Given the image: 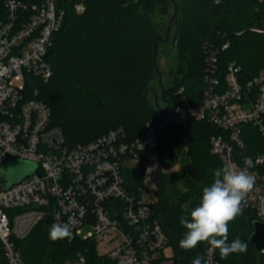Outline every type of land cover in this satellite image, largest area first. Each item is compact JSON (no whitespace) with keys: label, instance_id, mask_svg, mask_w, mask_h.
<instances>
[{"label":"built area","instance_id":"1","mask_svg":"<svg viewBox=\"0 0 264 264\" xmlns=\"http://www.w3.org/2000/svg\"><path fill=\"white\" fill-rule=\"evenodd\" d=\"M57 3L29 6L8 0L7 18L0 21V167L12 159L37 165L34 174L8 190H2L5 180L0 179V249L7 264H28L18 242L44 219L54 224L71 218L72 237L67 239L92 240L100 255L117 264H176L174 248L172 255L167 253L172 245L163 224L153 217L155 202L144 195L162 166L159 144L165 123L151 121L133 140L120 127L70 146L53 125L39 90L27 87L28 76L45 81L53 76L47 56L65 15ZM76 10L82 13L85 6L78 4ZM229 47L228 41L205 44L207 87L198 103L185 98L176 103L173 117L213 125L218 132L211 136L212 153L224 166L240 170L251 158L248 171L255 184L242 206L264 223V69L245 80L232 62L223 74L220 55ZM138 168L142 182L132 190L124 172ZM202 258L219 264L209 244ZM65 264H86V259L81 255Z\"/></svg>","mask_w":264,"mask_h":264},{"label":"trees","instance_id":"2","mask_svg":"<svg viewBox=\"0 0 264 264\" xmlns=\"http://www.w3.org/2000/svg\"><path fill=\"white\" fill-rule=\"evenodd\" d=\"M0 0V21L7 18L6 3ZM29 6H41L45 0H16ZM178 15L171 28L169 42L180 56L170 84H164L166 96L178 103L183 98L198 103L207 87L205 82V44L219 46L230 42L220 55L224 72L234 62L241 67L242 77L250 80L264 69V0H175ZM83 4L85 10L77 12ZM64 11V22L54 36L48 53L53 76L48 80L28 76L30 92L39 90L53 114V125L60 128L70 146L88 143L109 131L124 128L129 140L143 135L148 121L157 119L152 101L145 99L155 72V42L168 25L174 9L171 0H58ZM168 17V19H166ZM165 39V38H164ZM167 42V43H169ZM161 43H165L160 41ZM160 65V63H159ZM29 92V93H30ZM218 130L206 122L184 121L172 117L166 135L159 144L162 166L173 168L183 156L187 175L181 186L171 176L163 175V189L153 205V217L164 211L163 228L175 250L176 264H192L202 257L207 242L185 251L178 242L186 229L181 217L190 219L198 206L203 188L214 181V172L224 165L212 153L211 136ZM130 189L142 182V169L125 171ZM253 211L229 223V242L240 238L247 251L221 259L219 264H264V254L251 244ZM52 224L44 219L31 234L18 242L28 264H65L84 256L86 264H117L100 255L92 240L67 238L53 242L49 238ZM0 264H7L0 249Z\"/></svg>","mask_w":264,"mask_h":264},{"label":"clouds","instance_id":"3","mask_svg":"<svg viewBox=\"0 0 264 264\" xmlns=\"http://www.w3.org/2000/svg\"><path fill=\"white\" fill-rule=\"evenodd\" d=\"M245 167L235 170L224 166L214 172V181L203 188L198 206L190 212V219L181 217L180 223L186 229L179 240L180 249L190 251L199 243L207 242L211 249L218 250L221 259L232 254L245 253L247 244L240 238L229 242V223L243 212V202L255 184V177L248 171L251 158L244 161ZM73 221L54 223L49 230V238L53 242L72 237ZM192 264H207L200 256L193 259Z\"/></svg>","mask_w":264,"mask_h":264},{"label":"rangeland","instance_id":"4","mask_svg":"<svg viewBox=\"0 0 264 264\" xmlns=\"http://www.w3.org/2000/svg\"><path fill=\"white\" fill-rule=\"evenodd\" d=\"M174 9H170V13L173 14ZM168 19V17L166 18ZM159 34L166 38V27L162 28L159 31ZM159 71L162 73V80L163 84H170L172 78H174L170 73L175 72L178 63L181 61L180 56H177L175 53V46L172 42L169 43H161L159 46V55H158ZM151 86L148 92V98L152 101L154 97V91L161 92V87L159 86V76L158 72L155 69V72L151 79ZM164 85V86H165ZM151 121H148L146 124L147 126L150 124ZM145 128V129H146ZM9 162H18L15 163L13 166L8 168V172H3V169H7V164ZM34 164L20 159H12L6 162L2 167H0V179L7 180L10 177H16V179L22 178L23 180L29 178L32 174L31 171L33 170ZM186 165L184 164L183 156L181 155L180 160L178 163L171 169L165 168L164 169V176L168 179L170 176L174 178L173 180L176 181L182 187L181 181L187 175ZM12 174V175H11ZM14 179V180H16ZM13 180V179H12ZM13 180V181H14ZM145 199L148 202H157L159 199V188L155 181L151 180L149 183L146 184L144 190ZM90 229L86 227V230ZM168 255L173 254V246L167 249Z\"/></svg>","mask_w":264,"mask_h":264},{"label":"water","instance_id":"5","mask_svg":"<svg viewBox=\"0 0 264 264\" xmlns=\"http://www.w3.org/2000/svg\"><path fill=\"white\" fill-rule=\"evenodd\" d=\"M171 1L174 5V14L169 21L167 36L165 39L159 38L155 42L154 64H155L156 70L158 72L159 86L161 87V92L154 91V97H153V100L151 103L152 107L157 112L158 122L159 123H165L164 128H163V134L164 135H166V130L168 128V121L175 114V102H172L171 100L169 102V98L166 96V89H165L164 84H163L162 73L159 71L158 55H159V42L160 41L165 42V43L169 42L170 36H171V28H172V25H173L177 15H178L179 6L175 0H171ZM145 99L146 100L148 99V92H146V94H145ZM162 103H168V105L163 106ZM15 163H18V162H9L7 164V169H3L2 171L8 172V168L13 166ZM31 163H33V162H31ZM33 164H34V167H33V170L31 171V174H34L36 169H37V165L35 163H33ZM163 175H164L163 166H159L155 172L153 179L157 183L160 190L163 189ZM12 179L14 180V179H16V177H10L9 179L5 180L4 184L2 185V190H8L13 185H15V184H17L23 180L22 178L16 179L14 181ZM159 221L162 224H164V211L160 212ZM250 242H251V244H253L256 247L258 252L264 251V223L257 221V220L254 222V232L250 238Z\"/></svg>","mask_w":264,"mask_h":264},{"label":"flooded vegetation","instance_id":"6","mask_svg":"<svg viewBox=\"0 0 264 264\" xmlns=\"http://www.w3.org/2000/svg\"><path fill=\"white\" fill-rule=\"evenodd\" d=\"M169 101H170V99H169ZM162 105H163V106H167V104H166V103H162Z\"/></svg>","mask_w":264,"mask_h":264}]
</instances>
